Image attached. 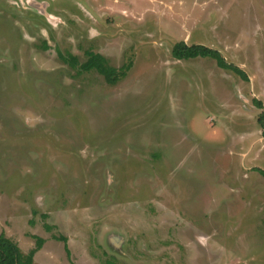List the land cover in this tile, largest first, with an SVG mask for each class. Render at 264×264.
<instances>
[{
    "label": "rangeland",
    "instance_id": "obj_1",
    "mask_svg": "<svg viewBox=\"0 0 264 264\" xmlns=\"http://www.w3.org/2000/svg\"><path fill=\"white\" fill-rule=\"evenodd\" d=\"M257 169L264 0H0V234L36 264H264Z\"/></svg>",
    "mask_w": 264,
    "mask_h": 264
},
{
    "label": "trees",
    "instance_id": "obj_2",
    "mask_svg": "<svg viewBox=\"0 0 264 264\" xmlns=\"http://www.w3.org/2000/svg\"><path fill=\"white\" fill-rule=\"evenodd\" d=\"M171 52L176 59L180 60H186L195 57L212 58L216 61L219 67L234 71L243 79H247L246 73L241 68L232 63H227L218 50L205 45H188L184 41H179L174 44ZM86 54L87 59L80 64L81 69L87 71L92 69L97 70L98 73L103 75L104 79L108 83H115L119 77L125 75L127 69L131 66V63L128 62L119 69H116L114 67L108 66L106 59L101 54L91 51H87ZM61 57L64 61L69 62L71 66H74L77 62L74 56H70L68 59L62 55ZM258 103L260 104V102ZM257 170L264 176V170ZM59 239L63 241L64 249L68 253L66 239L62 236ZM42 243L43 239L36 237V245L29 251L23 252L14 241L3 234H0V264H36L34 262V255L36 251L39 250Z\"/></svg>",
    "mask_w": 264,
    "mask_h": 264
},
{
    "label": "bare ground",
    "instance_id": "obj_3",
    "mask_svg": "<svg viewBox=\"0 0 264 264\" xmlns=\"http://www.w3.org/2000/svg\"><path fill=\"white\" fill-rule=\"evenodd\" d=\"M50 18H52V17H50Z\"/></svg>",
    "mask_w": 264,
    "mask_h": 264
},
{
    "label": "crops",
    "instance_id": "obj_4",
    "mask_svg": "<svg viewBox=\"0 0 264 264\" xmlns=\"http://www.w3.org/2000/svg\"><path fill=\"white\" fill-rule=\"evenodd\" d=\"M36 254V253H35Z\"/></svg>",
    "mask_w": 264,
    "mask_h": 264
}]
</instances>
